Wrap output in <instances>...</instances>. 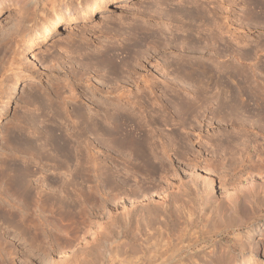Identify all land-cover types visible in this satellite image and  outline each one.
Instances as JSON below:
<instances>
[{
	"label": "rangeland",
	"instance_id": "obj_1",
	"mask_svg": "<svg viewBox=\"0 0 264 264\" xmlns=\"http://www.w3.org/2000/svg\"><path fill=\"white\" fill-rule=\"evenodd\" d=\"M33 1L0 0V175L11 183L0 189V206L4 213L17 208L6 200L13 199L18 171L27 167L31 175L25 179L32 187L28 194L33 200L39 191L41 197L50 196L46 203L53 212L46 213L43 231L29 229L27 243L19 233L23 227L12 232L0 212V241L17 235L14 246H6L8 264H102L108 243L120 253L118 264H244L254 253L258 264H264V165H252L255 170L249 175L239 173L238 167L232 179L226 173L219 179L215 172L195 170L192 162L198 151L201 165L206 160L214 167L229 165L232 158L233 164L245 160V169L248 159L258 161L246 158L241 138L246 128L239 126L253 118L234 111L222 114L218 122L220 115L214 111L216 103H230V87L264 88V0L110 3L105 12L58 34L54 43H40L35 33L56 20L62 30L65 8L76 16L101 0ZM188 11H198L202 18L190 20ZM191 37L208 47L201 52L172 47ZM108 59L116 75L104 66ZM179 59L205 64L213 71L212 79L179 81L181 75L174 71ZM15 76L21 81L10 97ZM195 93L201 101L197 106L202 105L197 120L176 108ZM114 109L125 110L131 140L144 133L142 146L149 150L146 154L155 152V170L140 164L127 139L101 136L102 111ZM75 110L94 114L98 132L84 116L85 121L79 119L87 127L82 133ZM259 133L250 130L249 138L264 158ZM194 178L208 184L205 197L213 205L246 196L252 207L244 205L243 213L228 215L236 221L242 216L245 224L229 227L218 218L205 222L203 204L192 208L179 193ZM165 195H170L165 199L172 207L166 210L172 215L158 204ZM171 198L180 200L181 215L170 205ZM35 218L33 223L38 222ZM250 236L256 245L241 249L240 241Z\"/></svg>",
	"mask_w": 264,
	"mask_h": 264
},
{
	"label": "bare ground",
	"instance_id": "obj_2",
	"mask_svg": "<svg viewBox=\"0 0 264 264\" xmlns=\"http://www.w3.org/2000/svg\"><path fill=\"white\" fill-rule=\"evenodd\" d=\"M27 1H29V0H27ZM31 1H33V0H31ZM128 1L129 0H106V1L101 0V1L95 2L94 3V5H95L94 7L93 6L85 7V11H81V13L79 15H76V16L73 15V13H71L70 10H67V8H65V10H66L67 13H66V17L63 19L64 25L62 27L63 28L62 30H60V27H58V20H56L55 22H52L50 26H48L47 28L42 29L39 33L36 32L35 34H36L37 38L40 39V43L41 42H48V41H53L51 43H54L56 41L55 39L57 38L58 34H60V33H69L70 32V30H71L70 29L71 28L70 26L71 25L76 24L78 22H85L95 12H103V11L105 12V10H107V8H108V4H110V3H118V2H120V3L126 4ZM24 2H25V0H24ZM98 4H101V5H98ZM262 4L260 3V5H262ZM31 5H32V3H31ZM175 12L177 13L176 9H174V13H172V15H175L176 14ZM185 16H188V18L190 20L195 19L196 17L197 18L198 17L199 18H202V15L198 11L196 12L195 15L192 13V11H188V12H186ZM9 17H11V15H9L7 18H9ZM169 20H173V18L172 19L169 18ZM147 37H148L147 35H144V39L147 38ZM195 38H193V37L189 38L188 41H186L185 43L183 42L180 46H177V45H173V46L171 45V46L173 48H178V49L185 50V51L186 50L187 51L188 50H191V51H196L197 50V51H200V52L202 51V49H206V47H208V45L206 46L204 44V43H206V40L207 39H205V42L203 43V45H205V46H203V48H202V47L199 46L200 41H197ZM219 39H221V37ZM215 41H216V39H215ZM221 42H222V40H221ZM218 43H219V41H218ZM163 45H164L163 46L164 48H166V47L169 46L168 44H165V43ZM160 48H162V46ZM219 56H220V54H217V57H219ZM136 57H138V56H136ZM136 57L134 56L133 58L135 60H137L138 58H136ZM179 60H181L180 61L181 64H176V66L174 67V71L176 72V74L181 75V78H179V81H180V79H181V82H187L186 80H189L190 82H193L194 83L196 81L202 82L204 79H207V78L212 79L211 78V74H212L213 71H211V69H209L205 64L191 62L190 60H187L185 63H183L185 61L184 59H179ZM138 61H139V59H138ZM15 63H14V65H15ZM17 64H18V62H17ZM111 64H112L111 61L108 59L107 62H105V65L104 66L108 69L107 71H112V73H111L112 75L113 74L116 75L115 74L116 73V70L113 68V66ZM14 65H12V66H14ZM168 65H169V63H168ZM15 67H18V66L16 65ZM107 71H106V73H107ZM108 73H110V72H108ZM20 81H21V78L15 76V82L12 85L13 87H12V90H11V93H10V97L12 96L13 91L15 90L16 86L18 85V83ZM144 83L147 84L148 81L145 80ZM228 93H229L228 98H229V102H230L229 104L226 105L225 103H222V104L216 103L217 106H216V109H215L214 112L217 113L218 115H220L218 117L217 121L218 122H221L223 120V116H221L222 114H224V113L232 114L234 111H236L237 113L239 112V113H241L243 115H246V116H249V117L253 118V120H249V122H250L249 124L248 123H240L239 126L246 128L244 130V135L241 136L242 142H243L242 143L243 150L246 151V155H247L246 158H248L249 156H254L255 158L258 159V161L257 162H254V161L252 162L250 159H248L247 168H245V169H243L244 165H246L245 164V160H240L239 163L233 164L232 158H231V161H230V164L229 165H226L225 163H222V164L217 165V166L214 167L212 164L209 163V160H206L207 163L205 161L206 164L203 163V165H201L202 163H200L201 160H200L199 151H198L197 154L192 157V162H193V165L195 166L194 169L195 170H199V168H200L201 170H203V171L206 170V172H209V173L215 172V173H217L216 176L219 179L224 176V175L221 176L222 173H224V174L226 173L225 174V177H228L229 179H232L234 177V175L236 174L235 173V170L238 167L242 168V170H239V173L243 172V170H244L245 173L247 175H249L252 170H255L254 167L257 166L256 167V169H257V168L262 167V165H264V158H259L258 157V154L256 153L257 152V145L256 144H258V143L256 141L252 140L251 138H249V136L253 133V131L256 130V134H257V132H260L259 133V136L262 137V139L264 141V88H259L257 86H252V87L251 86H248V87H246V86L236 85V86H234V88H231L230 87L228 89ZM195 94L193 95V98H192L191 101H188V102L180 101V102H178L177 105H176V108L181 113L188 114V116L190 115L195 120H197V114L199 113V111L197 110V107L198 108H202L201 107L202 105L197 106V104L199 102H201V101H200V99L197 98V97H199L197 95V93H195ZM122 96H123L124 100L126 99V100L129 101L128 95H125L124 96V94L121 93L119 95V97L121 98ZM8 101H9V99H8ZM250 102H252V104H250ZM39 103H40V101H39ZM103 104H101V105H103ZM103 108H105V107H103ZM108 109L109 108H107V110ZM103 110L105 111V109H103ZM75 111H73V112L75 113V116L77 117V120L75 118L74 119L76 120V123L78 124V126H76V127L79 128L80 125L81 126L83 125V127L81 128L82 129L81 131L83 133L85 131V129L87 128L84 125V123L82 122V120L84 119L83 117L86 114L84 115V113L81 114L80 112H77V110H75ZM86 111H85V113H86ZM104 111H102L104 117H102L103 121L101 120L102 121V127L100 128L101 136L102 135L105 136L108 139V141L109 140L112 141L113 139H117V138L119 139L121 137L123 138L124 141H125V139H127L129 141L128 142L129 148L132 151L135 150L137 153H139L138 155H140V156L137 157L138 155H136V157L140 161V164H142L144 167L146 166V168L148 167V169L150 168V169H154L155 170L156 169L155 168L156 166H154L155 163L153 162L154 163L153 164L152 163V160H151V159H153V161H154V159L155 160L157 159V157L155 155V152L154 153L152 151H151L152 153L149 152L151 155L146 154L147 149H145L146 150L145 151L144 148H143V146H142V145H144L143 144V140L144 139L142 138L144 136V133H142L143 136H141L142 134L139 135V136L137 135L138 137H134V139L131 140L132 135H131L130 131L128 130V129H130V126H131L130 125L131 124L130 122L131 121H129V118L125 114V110L124 111L123 110L122 111H119L118 110L117 112H116V110L115 111H110L109 110L110 112H108V113L107 112H104ZM64 113L66 114V112H64ZM93 115L94 114L89 113L87 116H85V119L87 120V123L88 122L91 123V124L90 123L89 124L91 125V127L93 128V130H95V132H98V125H97V123L94 122ZM95 115L97 116L98 113L97 114L95 113ZM256 116L258 118L257 119H254V117H256ZM79 119H82V120H79ZM83 121H85V120H83ZM244 122H246V121H244ZM133 127L135 128V125ZM83 129H84V131H83ZM89 130H91L90 127H89ZM250 130H251V134H250ZM259 130H261V131H259ZM77 131H78V129H77ZM81 131H79V133ZM134 131H136V130L134 129ZM192 133L195 134V127L192 128ZM46 135H48V134H46ZM196 136L198 137L200 135L198 134ZM145 137H146V135H145ZM194 137H195V135H194ZM78 140H77V142H78ZM136 143H138V145H136ZM58 144L60 145V142ZM151 149L152 148H150V150ZM136 152H135V154H136ZM133 157H135V156H133ZM198 157H199V159H198ZM18 172H19V174H18V180H17L18 183L14 187L13 192H12L13 199L11 198V199H7L6 200L7 203H9V202L11 203L12 202V205L11 206H16L17 207L16 208L17 209V212H14L16 210L15 209L13 212L8 211L7 213H4V212H2V206H0V212L1 213H4V214H2V215H5L4 216V220L8 221V227H11L12 232H13V230L15 232V230H18L19 229V227L17 228L15 226H21V227H23L22 230L19 229L20 231L19 230L18 231L22 235V239L21 240L24 243L25 242L27 243V242H29V238H30V237H27V234H28L29 229L33 228V230H36L37 227H39L38 229L41 230L42 229L41 227H44L45 226L44 219H45V217H47L46 216V213L49 212V210L51 209L50 208L48 210L47 204H49V203H46V202H49L48 200H49V197L50 196L49 197L48 196L47 197H44V195H43V197H41L40 195H41V192L42 191L41 192L39 191V193L36 192V193H38L37 199L36 200H33L34 198H32L28 194L30 192V189L32 188L31 185H30L31 183H30L29 180L25 179L27 176L29 177L31 175V174H29L28 168L27 167H24V168L22 167V169H20V171H18ZM244 180H247V179H244ZM11 182H13V181H11ZM186 183H187V185L182 186L181 188H178L179 189V193L181 195L183 194L186 197L185 203L187 202V203H191L193 205L192 208L195 205L197 207H200V205L203 204V210H205L206 212L208 211L206 217H203V220L205 219V222L207 221L209 223V221H210V223H211V221H215L216 218H218L223 223H225L226 226H229V227H231V226L232 227L233 226L234 227H238V226L242 225V223L245 224L246 221H242V220H244L242 216L240 217V220H238V221H236L235 220L236 218L233 217V216H235L237 214H240V213H243L244 210H246L244 208V205H248L247 206L248 208H249V206L252 207V202L249 201L248 199H246V196H243L241 199L238 197L239 199L236 198L234 201L228 200L226 203H221V204H215V205H213L212 204L213 202L211 200V197H205V195L208 192V187H207L208 184L206 182H201L199 179L194 178V179H190V180L188 179V181ZM208 183H212V180H209L208 179ZM241 183H243V181ZM10 184L11 183H9L8 181H6V178L4 179V177H3L2 173H1V175H0V189L2 191H5L6 190V187L8 188L9 186H11ZM182 184L184 185L185 183H182ZM243 184H246V183H243ZM13 185H14V182H13L12 186ZM246 185H248V183ZM162 192H164V190H162ZM33 193H35V192H33ZM170 195H168V196L165 195L163 197L164 199H162V201L158 203L162 208L164 207L163 209L165 210V212L168 211V210H166L167 209V205H168L167 204V201H166V199H167L166 197H170ZM142 196H143V194H142ZM187 196H189L191 198H189ZM34 197H36V196H34ZM3 198H6V197H3ZM173 198L170 199V202H172V203L171 204L169 202L168 203L170 205H173V207H175L174 209L177 211V213L178 212L180 213L182 211V210H180L181 209V205L178 204L180 200L173 199ZM51 199H53V198H50V200ZM56 199H54V202L53 203H55ZM172 199H173V201H172ZM143 200H144V198H143ZM174 200H176V201H174ZM61 203H62V201L61 202H57L58 209H61L62 208L63 205ZM185 203H182V208L185 205ZM256 203H259V202L256 200ZM170 207H172V206H169L168 205V208H170ZM50 211L53 212V210H50ZM169 211H170V209H169ZM183 211H184V208H183ZM251 211H252V208H251ZM170 212H169V214L172 213V212L171 213ZM182 213H184V212H182ZM56 215H58V216L61 217V215H59V213L56 214ZM178 215H181V213L178 214ZM228 215H233V216H228ZM34 218L36 220H38V222L33 223L35 221ZM188 218H190V216ZM187 223H192V222H191V220H188ZM253 230L258 231V227L256 229H253ZM261 230H260V232H261ZM41 231H43V230H41ZM247 233L248 232H246V234ZM116 234H117L116 237L118 239V236L120 235V232L117 231ZM16 237H17V235L13 234L12 236L9 235L7 237L9 239L8 241H4V242L0 241V264H8V262H7L6 259H8V257L10 255L6 251V246H7V244L14 246V242H15V238ZM255 245H256V242H253V239L251 238V236L250 237H245L244 241L242 240L239 243V247L241 249H245L246 247H251V246H255ZM106 247L107 248L104 251L105 254H106L105 255L106 256V260H104L103 262L101 261V263L102 264H118V263L115 262V259L117 258V255H120V253L118 254L117 253L118 251L116 252V249L114 250V248H113V246H112L111 243H108ZM104 252H103V254H104ZM256 257H257L256 256V253H254L251 257H248V259L245 260L244 264H258V261H257Z\"/></svg>",
	"mask_w": 264,
	"mask_h": 264
}]
</instances>
